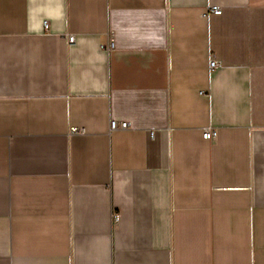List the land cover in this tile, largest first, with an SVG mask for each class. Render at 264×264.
Returning a JSON list of instances; mask_svg holds the SVG:
<instances>
[{
  "label": "crops",
  "instance_id": "obj_1",
  "mask_svg": "<svg viewBox=\"0 0 264 264\" xmlns=\"http://www.w3.org/2000/svg\"><path fill=\"white\" fill-rule=\"evenodd\" d=\"M0 264H264V0H0Z\"/></svg>",
  "mask_w": 264,
  "mask_h": 264
},
{
  "label": "built area",
  "instance_id": "obj_2",
  "mask_svg": "<svg viewBox=\"0 0 264 264\" xmlns=\"http://www.w3.org/2000/svg\"><path fill=\"white\" fill-rule=\"evenodd\" d=\"M209 12L215 13V14H221L222 13V8L218 5H213L210 7ZM206 13L207 15L209 14ZM48 22L46 23V26H48ZM69 44H73L75 42V36L70 35L68 38ZM106 49L110 50L114 47V43L111 42L109 45H104ZM221 66V63L218 59H216L213 55H211L210 59V68L211 70H215L218 67ZM130 127V123L128 121H116L112 120L111 121V129H127ZM71 132L72 133H80L84 132V129L78 128V127H71ZM154 132L151 133V136H154ZM204 138L206 139H213L215 137V131L212 128H207L204 133H203Z\"/></svg>",
  "mask_w": 264,
  "mask_h": 264
}]
</instances>
